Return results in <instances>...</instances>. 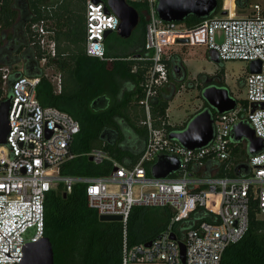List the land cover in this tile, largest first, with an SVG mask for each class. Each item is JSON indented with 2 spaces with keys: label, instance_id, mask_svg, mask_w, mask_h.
Instances as JSON below:
<instances>
[{
  "label": "built area",
  "instance_id": "built-area-1",
  "mask_svg": "<svg viewBox=\"0 0 264 264\" xmlns=\"http://www.w3.org/2000/svg\"><path fill=\"white\" fill-rule=\"evenodd\" d=\"M147 7L145 50L151 66L146 72L143 98L139 105L146 113L148 136L143 155L133 167L112 161L107 177L62 175L61 167L78 155L73 152L80 122L70 114L40 103L37 90L41 78L17 76L9 83L10 69H0L2 85L8 86L11 98L9 133L6 145L0 146V264H20L25 248L45 238L46 198L59 185L65 194L75 185L86 187L89 208L99 216H121L124 229L121 264H221L226 250L240 242L248 232L251 213L264 220V149L244 163L249 173L240 176H217L222 166L230 171L232 131L247 122L264 142V15L254 5L245 15L225 7L227 15L205 19L194 29L182 23H167L159 18L160 0H130ZM2 2V0H1ZM0 2V3H1ZM108 9L87 0L86 53L104 59L106 31L118 33L120 19ZM50 20L30 22L26 35L29 44L43 52L39 66L48 57H56L55 32ZM188 40L187 44L179 41ZM184 45L215 50L222 64L241 61L261 62V71L245 77L247 103L244 107L214 117V139L205 148L187 150L169 139L172 131L152 125V101L169 83L164 47ZM209 58V57H208ZM61 91V77L58 79ZM256 105V107H254ZM247 146V143H246ZM176 157L181 169L165 179L151 176L150 170L160 156ZM96 165L111 161L103 148L85 154ZM116 170V171H115ZM149 171V172H148ZM135 207L168 209L166 229L147 243L130 246L127 224ZM206 210L209 218L194 220ZM194 222L192 228L186 223ZM175 235V240L171 236ZM181 244L185 247L182 253Z\"/></svg>",
  "mask_w": 264,
  "mask_h": 264
},
{
  "label": "trees",
  "instance_id": "trees-1",
  "mask_svg": "<svg viewBox=\"0 0 264 264\" xmlns=\"http://www.w3.org/2000/svg\"><path fill=\"white\" fill-rule=\"evenodd\" d=\"M18 1L2 0L0 3V69H12L22 63L25 70L11 73L9 83L17 76L41 78L37 90L40 103L56 107L80 122L81 132L73 145V152L78 156L62 165L61 174L107 177L113 171L112 161L125 167L135 166L143 155L148 136V127L144 124L146 113L139 105L143 98L142 84L151 66L149 61L141 60L148 57L145 50L146 5L126 0L140 15L137 32L127 40L116 35L122 44L119 47L110 42L114 33L108 35L104 40L105 57L99 59L86 53L87 0L27 1V19L30 18V22L50 20L49 28L55 32L56 57H48L46 66L54 67L61 77V93L58 94L39 66L43 52L29 44L26 29L30 22L24 29L20 28L22 15ZM101 1L107 4V0ZM252 1L236 0V5L242 10ZM222 12V0H219V8L212 16ZM203 21L190 16L182 25L194 29ZM17 29L21 36L17 37ZM181 64L178 55L166 61L169 83L152 101L154 128L178 129L169 124L167 110L183 85L173 69ZM218 74L225 83L224 64ZM1 82L2 73L0 103L9 98V95L2 96ZM187 88L193 89L189 84ZM211 113L213 117L217 115L213 109ZM232 145V168L225 171L223 165L217 176H234L235 167L250 158L245 141H233ZM95 148H103L111 161L101 165L90 161L85 154ZM64 194L63 186L59 185L46 198L45 238L52 244L55 264H121L123 224L100 221L97 211L88 206L84 185H75L66 198ZM171 215L168 209L135 207L126 229L129 245L149 242L160 236ZM208 218L209 213L202 210L196 213L194 220ZM193 226L194 222L186 223L189 229ZM221 264H264V220L257 217L256 211L251 213L248 232L240 242L226 250Z\"/></svg>",
  "mask_w": 264,
  "mask_h": 264
},
{
  "label": "water",
  "instance_id": "water-1",
  "mask_svg": "<svg viewBox=\"0 0 264 264\" xmlns=\"http://www.w3.org/2000/svg\"><path fill=\"white\" fill-rule=\"evenodd\" d=\"M1 2V0H0ZM98 6L101 0H92ZM29 6H27L28 8ZM106 12L110 9L121 21L120 31L117 35L124 40L130 39L140 23V15L126 0H107ZM219 8V0H160L157 6L159 18L167 23H183L188 17L194 16L197 19L205 20L211 17ZM223 15H227L224 11ZM238 15H245L246 11L239 9ZM30 22V18L21 21L20 28L24 29ZM23 31V30H22ZM112 34V31H106L105 38ZM181 44H187L188 40L179 41ZM28 44L25 43V46ZM211 63L218 68L222 66L218 53L215 50L208 52ZM179 71V70H178ZM261 71V62L250 64L252 74ZM187 74L185 73V77ZM202 98L208 104L209 108L196 114L181 131H172L169 139L181 144L187 150H200L207 147L214 139V117L211 110H215L218 115L235 110L237 100L231 96L229 89L225 87L207 86L202 92ZM264 107V105H262ZM256 107V105H254ZM11 109V98L0 103V146L6 145L7 135L9 133V114ZM234 142L247 143V149L250 156L259 154L264 149V142L258 138L254 130L244 122L237 124L231 134ZM93 161L92 158H89ZM181 169V162L176 157L160 156L155 165L150 170L151 176L156 179H165L174 175ZM116 171V170H115ZM242 173L248 174L249 168L245 164L235 167L234 174L240 176ZM67 194H64V198ZM102 222H121V216H100ZM171 238L175 240V235ZM148 246L151 242L147 243ZM182 253L185 254V247L181 244ZM20 264H55L54 251L48 238H43L38 243H30L25 248V256Z\"/></svg>",
  "mask_w": 264,
  "mask_h": 264
},
{
  "label": "rangeland",
  "instance_id": "rangeland-1",
  "mask_svg": "<svg viewBox=\"0 0 264 264\" xmlns=\"http://www.w3.org/2000/svg\"><path fill=\"white\" fill-rule=\"evenodd\" d=\"M254 5H259L263 11L264 15V0H254L248 6V10L251 11ZM224 7L227 10H231L232 15H234V10L238 11L240 8L236 5V0H222V11ZM137 30V29H136ZM134 31L137 32V31ZM133 33V34H134ZM117 34H113L111 44L114 47H119L121 41L117 38ZM119 37V36H118ZM164 56H174L178 55L183 61V65H186L188 77L187 79L192 83H197L193 90H188L184 85L180 90V94L169 103V124L182 129L189 123V121L198 113L205 110V104L201 96L202 88L204 84L198 82L199 75L212 74L215 71H219V68L210 62L208 58V52H206L205 47H194V46H184V45H172L164 47ZM225 65V83L227 88L230 90L232 96L237 99L239 107H244L247 103L244 101L246 98L245 77L247 72L250 70V65L241 61L227 62ZM44 69L45 75L52 82L56 91L59 90L58 79L59 73L52 66H46V64L41 65ZM25 70L24 65L18 64L14 68L10 69L7 74L13 72L22 73ZM216 73V72H215ZM187 84V85H188ZM3 97H7L8 86L2 85Z\"/></svg>",
  "mask_w": 264,
  "mask_h": 264
},
{
  "label": "flooded vegetation",
  "instance_id": "flooded-vegetation-1",
  "mask_svg": "<svg viewBox=\"0 0 264 264\" xmlns=\"http://www.w3.org/2000/svg\"><path fill=\"white\" fill-rule=\"evenodd\" d=\"M27 1L28 0H19L18 1V7H19V9H20V11H21V15H22V19H21V21H23V20H26L27 19V17H28V8H27ZM16 35H17V37L18 36H21V32H20V30L19 29H17L16 30ZM174 69V71L177 73V75H178V81L182 84L183 83V85H185V84H188L190 81L187 79V76L185 77V70H184V68L183 67H181V66H177V65H175V67L173 68ZM179 70V71H178ZM181 72L182 73H184V75H182L181 76ZM216 72V73H215ZM214 73H212V74H203V75H199V77L197 78L198 79V82H200L201 81V83H203L204 84V88H202V91H201V96H202V92H203V90L207 87V86H216V87H225V88H227V86L225 85V83H224V80H222V78L220 77V75L218 74V72L217 71H215ZM195 84H196V86H195ZM196 88L198 87V85H197V83H194L193 84ZM193 86V87H194ZM228 89V88H227ZM203 99V98H202ZM203 101H204V99H203ZM204 104H205V107L204 108H209V106H208V104L204 101ZM182 129H177V130H174V131H181Z\"/></svg>",
  "mask_w": 264,
  "mask_h": 264
},
{
  "label": "crops",
  "instance_id": "crops-1",
  "mask_svg": "<svg viewBox=\"0 0 264 264\" xmlns=\"http://www.w3.org/2000/svg\"><path fill=\"white\" fill-rule=\"evenodd\" d=\"M182 61H183V60H182ZM181 67L184 68L185 73L187 74V77H188V72H187L186 65H183V63H182V64H181ZM182 75H184V73L181 72V76H182ZM190 83H191V82H190ZM182 84H183V83H182ZM189 85H190V84H189ZM192 85H193V83H192ZM192 85H190V86L193 87ZM183 86H184V85H182L181 88H182ZM185 86H186V88L188 87L187 84H185ZM165 88H166V87H165ZM187 89H188V88H187ZM193 89H194V87H193ZM193 89H188V90L190 91V90H193ZM180 91H181V90H180ZM180 91H179L177 94H175L174 99L180 94ZM56 93L59 94V93H61V91L59 92V90H58V91H56ZM174 99H173V100H174ZM173 100H172V101H173ZM172 101H171V102H172ZM171 102H170V103H171ZM168 110H169V109H168ZM168 110H167V116H168ZM168 120H169V116H168ZM170 125H171V124H170ZM172 126H173V125H172ZM174 127H175V126H174Z\"/></svg>",
  "mask_w": 264,
  "mask_h": 264
}]
</instances>
